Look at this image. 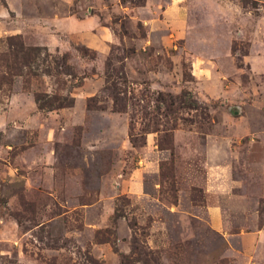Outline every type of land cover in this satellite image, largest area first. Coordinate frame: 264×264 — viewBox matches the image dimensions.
I'll list each match as a JSON object with an SVG mask.
<instances>
[{"label": "rangeland", "instance_id": "374dc122", "mask_svg": "<svg viewBox=\"0 0 264 264\" xmlns=\"http://www.w3.org/2000/svg\"><path fill=\"white\" fill-rule=\"evenodd\" d=\"M7 39L0 264H264V0H0Z\"/></svg>", "mask_w": 264, "mask_h": 264}, {"label": "trees", "instance_id": "16d2710c", "mask_svg": "<svg viewBox=\"0 0 264 264\" xmlns=\"http://www.w3.org/2000/svg\"><path fill=\"white\" fill-rule=\"evenodd\" d=\"M11 39H7V51L0 55V86L9 83V78L12 73L19 75V71L22 68H29L30 64L34 62L35 59V48H24L19 42L15 44L11 43ZM36 103L39 109L45 107H51L49 102L42 101L39 97H36ZM49 105V106H47ZM68 103H57L54 107L67 106Z\"/></svg>", "mask_w": 264, "mask_h": 264}]
</instances>
